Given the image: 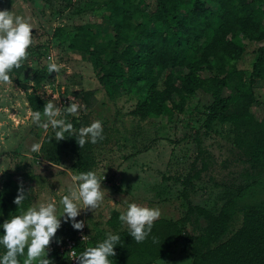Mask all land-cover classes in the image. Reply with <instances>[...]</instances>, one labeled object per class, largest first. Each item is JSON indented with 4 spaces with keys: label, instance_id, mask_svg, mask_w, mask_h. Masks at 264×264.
<instances>
[{
    "label": "trees",
    "instance_id": "trees-1",
    "mask_svg": "<svg viewBox=\"0 0 264 264\" xmlns=\"http://www.w3.org/2000/svg\"><path fill=\"white\" fill-rule=\"evenodd\" d=\"M144 3L145 0L96 2L97 7L106 8L114 34L100 39L90 24H79L69 39V47L90 57L99 82L111 97L121 90L137 95L131 110L134 116H161L170 121L194 100L192 113L206 115L204 122L208 127L215 121L230 123L234 144L249 157L254 172L246 171L243 183L227 187L217 211L200 204L193 206V211L207 221L196 233L187 229L185 217H159L145 239L137 242L127 228H118L120 211L114 209L108 223L117 227L114 232L118 231L121 239L115 246L114 257L109 258L111 264H155L181 239L187 240L193 254L190 264H264V115L259 119L252 111L253 104H264L255 92L256 82H264V0H156L151 12L143 9ZM244 41L261 42L249 75L238 66L247 46ZM123 44L126 45L122 47ZM35 48L29 46L21 67L12 69L9 81L22 75ZM206 70L210 72L208 76L203 74ZM47 74L45 67L36 74L37 85ZM72 77H68L66 84L71 83ZM95 95L92 89L84 92L89 108L94 105L90 98ZM27 100L33 111L42 112L46 103L36 93L28 95ZM77 119L67 114L66 120L73 124L71 134L65 133L57 140L53 131L47 133L40 152L49 161L59 163L71 151L76 154L72 164L75 172L96 170L99 145L109 142L111 133L104 126L102 140L80 147L75 140L76 130L91 121L88 115ZM189 125L198 132L192 122ZM201 151L199 146L198 153ZM207 166L204 160L194 177H200ZM194 177L189 174L183 179L184 196ZM0 186L3 222L9 211L17 210L13 199L18 195V185L8 176ZM24 192L26 200L32 197ZM239 209L243 221L230 232ZM103 237L104 232H98L89 241L79 242V252ZM63 264H69L68 257Z\"/></svg>",
    "mask_w": 264,
    "mask_h": 264
},
{
    "label": "rangeland",
    "instance_id": "rangeland-1",
    "mask_svg": "<svg viewBox=\"0 0 264 264\" xmlns=\"http://www.w3.org/2000/svg\"><path fill=\"white\" fill-rule=\"evenodd\" d=\"M103 1L0 0V10L13 11L29 21L33 28L31 46L39 47L35 48L20 77L0 82V185L3 179L11 176L18 185L16 193L22 186L32 196L24 200V207L36 201L52 200L59 210L60 197L72 187L70 177L75 173L72 164L76 154L68 151L59 163H54L44 158L40 149L30 151L33 143L41 144L43 137L53 130L42 129L31 119L34 111L27 96L36 93L46 103L51 100L61 108L65 119L64 109L70 97H75L83 107L78 114H69L70 117L75 116L78 121L84 115H88L90 121L99 119L103 128L107 127V132L111 133L110 141L99 145L96 165L98 174H105L108 179L101 183L103 198L95 211L82 209L75 219L86 222L91 235L114 232L117 227L108 223L113 210L123 211L127 202H136L158 207L160 217L174 220L185 217L187 229L196 233L195 230L205 226L207 221L193 211V206L200 204L217 211L224 201L227 187L243 183L246 171L254 172L250 159L234 144L230 123L215 121L208 127L204 122L206 115L192 113L196 105L194 100L169 121L161 116L142 119L131 114L137 103L135 94L121 90L117 96H110L99 82L90 57L69 47V39L79 24H90L100 39L112 37L114 32L106 8L96 6V2ZM155 2L145 0L143 9L151 12ZM244 42L247 46L238 66L249 75L255 50L261 42ZM49 57L60 66L59 71L47 74L37 85L36 74L46 68ZM61 72L68 76L61 77ZM203 74L208 76L210 72L206 70ZM69 76H73L72 81L66 84ZM90 89L96 91L95 97L90 98L94 102L92 108L84 100L85 90ZM255 92L258 99L264 100L263 81L256 82ZM252 111L261 119L264 104H253ZM190 122L198 132L190 127ZM199 146L201 153H198ZM204 160L208 163L207 168L202 170L200 177H194ZM189 174L194 179L187 189V196H184L182 181ZM11 214L16 211H9L8 215ZM242 221L243 212L239 209L230 232L236 230ZM118 228L127 226L120 224ZM74 231L71 223L64 222L61 217V225L48 245L51 264H63L66 256L61 252L59 255L58 251L63 238ZM192 258L187 240L181 239L156 264H190Z\"/></svg>",
    "mask_w": 264,
    "mask_h": 264
},
{
    "label": "clouds",
    "instance_id": "clouds-1",
    "mask_svg": "<svg viewBox=\"0 0 264 264\" xmlns=\"http://www.w3.org/2000/svg\"><path fill=\"white\" fill-rule=\"evenodd\" d=\"M32 29L29 21L21 15L0 10V82H8L12 69L21 67L27 49L33 43ZM59 67L49 57L47 71L58 73ZM82 107L75 97H70L64 113L78 114ZM31 119L42 129L51 128L57 140L62 139L65 133L71 134L73 129L71 121L64 118L61 108L51 100L43 105L42 112H32ZM98 139H103V125L99 119L76 130L75 140L80 147L86 143L95 144ZM40 148L41 144L36 142L31 145L30 151L38 152ZM70 179L72 187L60 197L59 210L52 200H40L24 207L26 193L22 186L18 188V195L13 199L18 206L16 214L0 222V264H51L48 245L61 225V217L76 230L84 227L83 221L75 218L82 209L95 211L98 207L103 198L101 177L96 170L89 169L73 173ZM160 215L158 207L127 202L118 219L121 225L127 226L129 236L141 242ZM82 239L87 240L88 236ZM120 239L118 231L105 232L103 239L75 254L77 264H111L109 258L114 257L115 246L120 244Z\"/></svg>",
    "mask_w": 264,
    "mask_h": 264
},
{
    "label": "built area",
    "instance_id": "built-area-1",
    "mask_svg": "<svg viewBox=\"0 0 264 264\" xmlns=\"http://www.w3.org/2000/svg\"><path fill=\"white\" fill-rule=\"evenodd\" d=\"M107 175H101V181L107 182ZM85 221V220H84ZM84 223V227L80 230H76V233L71 235H67L63 238V241L60 245V252L63 253L69 259V264H77V259L74 257L75 254L79 253L77 245L79 242H87L91 238V231L89 230L90 227L87 226L86 222ZM83 236H88L87 240H83Z\"/></svg>",
    "mask_w": 264,
    "mask_h": 264
},
{
    "label": "crops",
    "instance_id": "crops-1",
    "mask_svg": "<svg viewBox=\"0 0 264 264\" xmlns=\"http://www.w3.org/2000/svg\"><path fill=\"white\" fill-rule=\"evenodd\" d=\"M156 264V263H155Z\"/></svg>",
    "mask_w": 264,
    "mask_h": 264
}]
</instances>
